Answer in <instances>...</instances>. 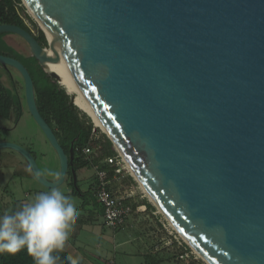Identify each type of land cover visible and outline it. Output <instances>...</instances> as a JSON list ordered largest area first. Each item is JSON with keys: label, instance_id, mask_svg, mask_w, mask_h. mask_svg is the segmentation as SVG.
I'll use <instances>...</instances> for the list:
<instances>
[{"label": "water", "instance_id": "obj_1", "mask_svg": "<svg viewBox=\"0 0 264 264\" xmlns=\"http://www.w3.org/2000/svg\"><path fill=\"white\" fill-rule=\"evenodd\" d=\"M23 2L49 44L15 24H0V33L24 38L60 83L44 60L70 69L134 178L188 245L213 264H264V0ZM47 30L60 56L49 53ZM0 63L23 76L59 178H47L17 142L0 140V149H14L42 185L57 187L72 159L39 111L28 68L1 53ZM71 104L80 108L75 95Z\"/></svg>", "mask_w": 264, "mask_h": 264}, {"label": "trees", "instance_id": "obj_2", "mask_svg": "<svg viewBox=\"0 0 264 264\" xmlns=\"http://www.w3.org/2000/svg\"><path fill=\"white\" fill-rule=\"evenodd\" d=\"M0 24L19 25L31 32L42 45L47 46L49 44L46 33L34 17L27 12V7L23 0H0ZM7 34L9 33H0V53L19 59L28 68L34 80L39 111L53 128L59 142L70 159H72L67 175L71 177V184L73 185L72 194L79 195L83 198L80 210H86L89 205H92L93 207L88 209L87 213L90 211L93 212L94 215H99L102 212L103 215V207L97 195V166L100 165V168L110 169L111 175L114 173L111 167L104 162L106 157L117 153L114 142L106 133L96 141H92L97 127L91 116L78 106L71 104L72 95L68 92L67 87L51 77L36 57L25 54L11 46L5 39ZM13 68L12 66H4L0 63V115L3 117H10L14 114L16 122H18L24 113V107H28V105L25 95L24 78L22 76V82L16 79L12 74ZM1 69L6 70L10 75V86L5 83ZM91 143L94 144L95 151L91 154H86L84 148ZM84 168H93L96 170L93 177V184L87 190H83L80 187L78 177L77 185H75L73 179L72 170L75 169L76 174H78V172ZM129 176L132 181L138 183L134 176L131 174H129ZM130 199L131 197H128L127 201L133 203L135 208L142 204L147 206V210L156 208L148 199L138 202H131ZM19 202L20 201H17V203ZM99 210H101V212ZM4 212H6L5 209H0V214ZM121 228L122 227L118 229ZM171 244H176L175 246L179 247L175 241ZM185 247L192 253L188 245ZM165 248L167 250L168 246ZM154 249L156 250V254H148L149 258L146 261L147 264H156L164 260V258L160 259L158 256L159 248L154 246ZM188 251L185 250L173 254L177 260L176 264H207L205 261H197L194 255H191L190 261L185 262V258H181L180 255ZM68 255L69 254L65 251L60 253L64 264H67L64 258ZM0 264H34V261L25 249L16 255L0 254Z\"/></svg>", "mask_w": 264, "mask_h": 264}, {"label": "rangeland", "instance_id": "obj_3", "mask_svg": "<svg viewBox=\"0 0 264 264\" xmlns=\"http://www.w3.org/2000/svg\"><path fill=\"white\" fill-rule=\"evenodd\" d=\"M27 12L30 13L28 9ZM15 36L19 40L15 41L14 44L23 53L30 55L28 43L25 42L24 38L20 35L15 34ZM1 72L4 76V71L1 70ZM12 74L16 79L22 82V75L17 69L13 68ZM3 78L5 79L6 84L10 86V75L6 74ZM70 94L73 95L72 93ZM2 123L6 126H12L9 128L10 130L8 129L3 132L5 133L4 136L8 135L9 138L20 142L19 144H22L23 147L33 151L42 173L47 178L56 179L57 174L59 176L60 159L57 151L30 113L28 107L25 108V115L18 122H9L6 119L0 118V124ZM96 127V137L99 138L106 133L100 127ZM28 166L30 167L29 164ZM31 173L32 178L30 180V185L28 183L25 185L26 189H32L30 192L31 194L27 195L28 200L34 198L37 192L49 191L51 189L45 187L37 180L32 169ZM95 173L96 170L93 168H84L78 172L77 177L79 178V185L83 190H87L92 186ZM127 186L128 185L125 182H118V188H120L121 191V194L119 195H126V190L129 192L130 187ZM57 187L73 196L77 207H80L83 198L79 195L72 194L73 185L71 184V177L69 175H67L64 183ZM23 188L24 185L19 182H12L9 186L10 190L13 191L15 189L14 196L16 197L24 196ZM132 188L135 191L133 196L136 201L134 200V202L142 201L143 198H141L140 195H144V199H148L152 202L148 193H146L139 182L137 185L135 184L132 186ZM36 189L41 191H36ZM4 196L7 197V195H4L2 192V182H0V197L2 198ZM9 201L11 203V200ZM92 207V205H89L86 210L79 211L77 223L71 234L73 235V239L77 243V246L82 249L84 254L88 255L89 258L95 261L96 264H147L146 261L149 258L148 254L153 253L154 246L159 248V258H164L163 261L156 264H176L177 260L173 254L179 253L180 251H188L187 247H185L188 243L185 242L176 230H174L173 234L170 233V230H173V226L167 222L166 217L157 207L153 210L140 212L143 213V215L137 216L135 222L131 218L130 222L121 229L107 226L104 217L101 215H98L96 219L91 220L88 217L87 210ZM159 218L161 222L159 221ZM164 223L166 226H164ZM175 233H177V238L174 237V235H176ZM167 240H169L170 243L168 246L170 247V250L168 251L165 248L167 247L165 244V241ZM174 240L180 243L178 244L179 247H176V244H171ZM183 244L185 246H183ZM191 251L192 253L188 251L189 256L185 258V262L191 260V255H194L197 261H204L197 251H194L192 248Z\"/></svg>", "mask_w": 264, "mask_h": 264}, {"label": "clouds", "instance_id": "obj_4", "mask_svg": "<svg viewBox=\"0 0 264 264\" xmlns=\"http://www.w3.org/2000/svg\"><path fill=\"white\" fill-rule=\"evenodd\" d=\"M78 217L77 204L69 193L55 186L38 192L17 209L0 214V254L16 255L26 249L34 264H64L60 253ZM64 260L80 264L82 257L68 255Z\"/></svg>", "mask_w": 264, "mask_h": 264}, {"label": "crops", "instance_id": "obj_5", "mask_svg": "<svg viewBox=\"0 0 264 264\" xmlns=\"http://www.w3.org/2000/svg\"><path fill=\"white\" fill-rule=\"evenodd\" d=\"M5 39L11 46L20 50L14 44L15 41L19 40L15 36V33L7 34L5 36ZM1 70L4 71L5 75L8 74V72L6 70H4V69H1ZM4 81H5V79H4ZM25 108H26V106L24 107V113H23L22 117L25 115ZM0 118L6 119L9 122H16L14 114H12L10 117H3L0 115ZM11 127L12 126H6L4 123L0 124V140H9V141L18 142L14 139L9 138L8 135L4 136L5 133H3V132L7 131ZM18 143H20V142H18ZM31 152L33 153V151H31ZM30 168L31 167L28 166L26 159L20 153L15 151L14 149H10V148L0 149V182H2V192L4 193V195H7V197L6 196H4L2 198L0 197V202H1L0 209H5L6 211L11 212L13 209L17 208L22 203L29 201L27 195L31 194L30 192L32 189L31 188L26 189L25 185H26V183H28L30 185V180L32 178V173H31ZM29 169H30V171H29ZM12 182H19L20 184L24 185V188H23L24 196L23 197L14 196L15 195L14 194L15 189L13 191L9 189V186L11 185ZM118 182H125L128 185L127 187H130L129 192H128V190H126V194L130 195V197H131L130 201L131 202H134V200L136 201V199H134V196H133L135 191L132 188V186H134L135 184L137 185V183L130 179L129 174H127L124 177H120V178L116 177L111 182L112 190L117 194H121L120 188H118ZM36 191H41V190L36 189ZM140 196H141V198H143L142 199V201H143L144 195H140ZM9 200H11V203ZM17 201H20L19 202L20 204L17 203ZM80 207H81V205H80ZM80 207L78 208V211H80ZM99 211L101 212V210H99ZM87 214L91 220L96 219V217H98V215H94V213L90 212V211H88ZM99 215L103 216L102 212ZM141 215H143V213H140V212L132 213L128 217L125 225L130 222L131 218L135 222L136 217L141 216ZM159 221L161 222L160 218H159ZM161 226H162V224H161ZM165 244L167 246H169V244H170L169 240L165 241ZM168 250H170V247L167 248V251ZM64 251L67 252L69 255H72L73 257H76V256L82 257L80 264H96L95 261H93L91 258H89L88 255L84 254L82 249H80L77 246V243L74 241L72 234L70 235V238H69L68 242L66 243V247H65ZM155 251L156 250L154 249L153 253H155Z\"/></svg>", "mask_w": 264, "mask_h": 264}, {"label": "built area", "instance_id": "obj_6", "mask_svg": "<svg viewBox=\"0 0 264 264\" xmlns=\"http://www.w3.org/2000/svg\"><path fill=\"white\" fill-rule=\"evenodd\" d=\"M98 137H96L95 133L92 137V141H96ZM116 148V146H115ZM117 153L115 155L108 156L104 159V162L107 163L114 173L110 174V169L100 168L98 167L97 171V195L100 203L103 207V217L105 220V224L109 227L118 229L123 227L128 219V217L134 212H144L147 210V206L142 204L138 205L136 208L133 206V203L127 201V198L130 197L129 194L126 195H119L115 193L111 188V182L116 177H124L127 174H132L131 168L129 167L124 155L116 148ZM95 151V146L93 143L86 146L84 148V152L86 154H91ZM130 172V173H128ZM137 181V180H136ZM167 222L170 221L166 218ZM172 225V224H171ZM164 226L166 224L164 223ZM173 226V225H172ZM174 230L177 231L173 227V230H170V233L173 234ZM178 232V231H177ZM179 233V232H178ZM174 235L177 238V233ZM180 234V233H179ZM182 237V235L180 234ZM183 238V237H182ZM184 239V238H183ZM177 244H180L178 241ZM186 242V241H185ZM187 243V242H186ZM183 246H185L183 244ZM189 246V245H188ZM191 248V247H190ZM189 256L188 252L181 254V258H186Z\"/></svg>", "mask_w": 264, "mask_h": 264}, {"label": "bare ground", "instance_id": "obj_7", "mask_svg": "<svg viewBox=\"0 0 264 264\" xmlns=\"http://www.w3.org/2000/svg\"><path fill=\"white\" fill-rule=\"evenodd\" d=\"M45 27V26H44ZM49 39H50V49L49 53L60 56V50L59 47L52 36V34L47 30ZM45 64L48 66V69L55 74H57L62 83L67 87L69 93H72L75 95V102L80 106L82 110L87 112L91 118L94 121V124L104 131H108L104 122L101 120L99 115L97 114L96 110L90 103V101L87 99L86 95L83 93L81 88L79 87L76 79L74 78L73 74L71 73L70 69L63 63H54L49 60H44ZM143 187V186H142ZM144 188V187H143ZM145 190V188H144ZM147 193V192H146ZM149 195V194H148ZM150 199L154 202L155 200L149 195ZM194 251H197L199 255H201V258L206 261L208 264H213L210 261H208L204 255H202L196 248H193Z\"/></svg>", "mask_w": 264, "mask_h": 264}]
</instances>
